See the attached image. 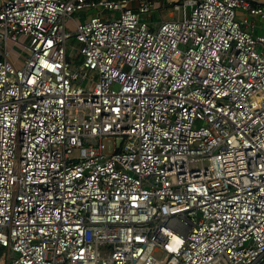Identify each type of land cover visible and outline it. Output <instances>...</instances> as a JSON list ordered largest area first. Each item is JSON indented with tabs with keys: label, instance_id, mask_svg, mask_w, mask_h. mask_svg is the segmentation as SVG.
Masks as SVG:
<instances>
[{
	"label": "built area",
	"instance_id": "1",
	"mask_svg": "<svg viewBox=\"0 0 264 264\" xmlns=\"http://www.w3.org/2000/svg\"><path fill=\"white\" fill-rule=\"evenodd\" d=\"M263 28L264 0H0V264H264Z\"/></svg>",
	"mask_w": 264,
	"mask_h": 264
},
{
	"label": "rangeland",
	"instance_id": "2",
	"mask_svg": "<svg viewBox=\"0 0 264 264\" xmlns=\"http://www.w3.org/2000/svg\"><path fill=\"white\" fill-rule=\"evenodd\" d=\"M87 12H88L87 10H84L82 13L78 12V14H76V16L79 17V15H80L82 20H86V18L88 17V16H86ZM109 14L118 15L117 12H114V11H111V10H108V9L103 11V16L104 17H108ZM168 18H169L168 10H165L164 12H162L160 14L159 13H155V14H151L149 16L150 20L158 22V23H160L161 20H163V19L166 20ZM259 35H264V28L261 29V31H259ZM20 39L24 43H27L29 41V38L28 37H24V36H21ZM70 42L73 43L75 47L73 46L74 48L73 47H69L68 48V55L70 56V58H72V68L73 69H78L80 64H81V62H82V55L80 54V51H79V49L81 47V44L77 40H75L73 38L70 40ZM15 47L19 51L22 50V46H20V45H15ZM24 59H25L24 57L21 58L22 61ZM0 255L2 256V258L5 261L7 260V253H6L5 249H3V251L0 252Z\"/></svg>",
	"mask_w": 264,
	"mask_h": 264
}]
</instances>
